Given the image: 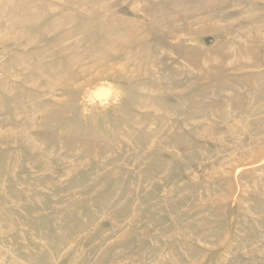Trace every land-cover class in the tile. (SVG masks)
<instances>
[{
    "label": "rangeland",
    "instance_id": "obj_1",
    "mask_svg": "<svg viewBox=\"0 0 264 264\" xmlns=\"http://www.w3.org/2000/svg\"><path fill=\"white\" fill-rule=\"evenodd\" d=\"M0 264H264V0H0Z\"/></svg>",
    "mask_w": 264,
    "mask_h": 264
},
{
    "label": "bare ground",
    "instance_id": "obj_2",
    "mask_svg": "<svg viewBox=\"0 0 264 264\" xmlns=\"http://www.w3.org/2000/svg\"><path fill=\"white\" fill-rule=\"evenodd\" d=\"M102 94V93H101Z\"/></svg>",
    "mask_w": 264,
    "mask_h": 264
}]
</instances>
